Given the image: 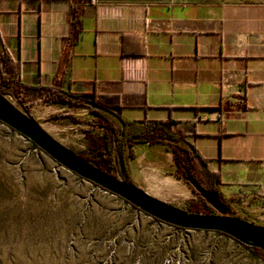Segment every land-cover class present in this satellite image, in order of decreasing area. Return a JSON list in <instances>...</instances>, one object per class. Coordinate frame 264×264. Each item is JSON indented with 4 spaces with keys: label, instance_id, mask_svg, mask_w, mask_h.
<instances>
[{
    "label": "crops",
    "instance_id": "1",
    "mask_svg": "<svg viewBox=\"0 0 264 264\" xmlns=\"http://www.w3.org/2000/svg\"><path fill=\"white\" fill-rule=\"evenodd\" d=\"M0 34L22 84L111 94L126 120L177 122L233 208L264 227V0H0ZM134 152L140 189L192 196L165 145Z\"/></svg>",
    "mask_w": 264,
    "mask_h": 264
},
{
    "label": "rangeland",
    "instance_id": "2",
    "mask_svg": "<svg viewBox=\"0 0 264 264\" xmlns=\"http://www.w3.org/2000/svg\"><path fill=\"white\" fill-rule=\"evenodd\" d=\"M63 108L39 103L29 113L52 139L81 154L86 149L83 130L92 115L81 107ZM60 111L82 122L51 119ZM156 198L184 210L198 201L193 193L182 202ZM258 255L264 257V251ZM0 264H264V260L228 237L154 221L65 170L0 123Z\"/></svg>",
    "mask_w": 264,
    "mask_h": 264
},
{
    "label": "trees",
    "instance_id": "3",
    "mask_svg": "<svg viewBox=\"0 0 264 264\" xmlns=\"http://www.w3.org/2000/svg\"><path fill=\"white\" fill-rule=\"evenodd\" d=\"M19 75L20 66L12 60L9 52L4 46V41L0 34V94L8 96L15 104L14 106L20 109V111L28 113L33 105L43 103L46 105L81 107L92 115V119L87 123L88 128L83 130L86 149L84 152H81V154L76 153L79 158L93 164L110 177H116V169L121 166V170L127 182L136 186L137 183L131 177L127 165V161L134 158V146L137 144H163L171 153L174 166L173 176L188 186L198 199L197 203H190L188 205L185 209L187 213L219 215L201 196L200 190L213 195L225 208V215L230 218L246 221L243 216L233 208L230 204V200L221 192L220 187L222 183L219 173L209 168V160L200 156L198 150L187 141L186 134L177 128V122L171 120V118L166 120L144 119L129 121L120 114L122 105L119 103L117 96L111 94H96L95 91L82 94L73 93L55 86L25 85L21 83ZM89 102L98 106L99 109L87 106ZM59 117L68 118L72 123L82 122L79 117L66 112L60 111L51 115V119ZM94 129H99L100 133L95 135V133H93ZM25 140L28 141L27 139ZM29 143L32 148L41 152L33 143ZM91 184L94 185L93 183ZM94 187L101 189L95 185ZM123 202L128 204L125 201ZM130 206L138 210L132 205ZM153 220L157 221L155 219ZM168 226L185 231L183 228L171 225ZM194 232L213 233L214 235L228 237V235L213 231L194 230ZM228 239L235 241L243 246L244 249L254 252L259 259L264 260L263 256L258 255V253L261 252L258 248L243 245L230 237H228Z\"/></svg>",
    "mask_w": 264,
    "mask_h": 264
},
{
    "label": "water",
    "instance_id": "4",
    "mask_svg": "<svg viewBox=\"0 0 264 264\" xmlns=\"http://www.w3.org/2000/svg\"><path fill=\"white\" fill-rule=\"evenodd\" d=\"M14 105L8 96L0 94V123L33 143L49 159L65 170L119 197L157 221L183 228L185 231L223 233L243 245L264 251V227L225 215V208L213 195L200 191L198 188L201 196L219 215L189 214L184 209L169 205L127 182L121 166L116 169V177H110L93 164L82 160L73 151L52 139L36 122L35 117L28 112L20 111ZM87 106L99 109L91 102Z\"/></svg>",
    "mask_w": 264,
    "mask_h": 264
},
{
    "label": "bare ground",
    "instance_id": "5",
    "mask_svg": "<svg viewBox=\"0 0 264 264\" xmlns=\"http://www.w3.org/2000/svg\"><path fill=\"white\" fill-rule=\"evenodd\" d=\"M47 128H50V127H47ZM166 190H168L170 193H174V194H178V195L184 194V192L180 188L174 187V186L167 185Z\"/></svg>",
    "mask_w": 264,
    "mask_h": 264
}]
</instances>
